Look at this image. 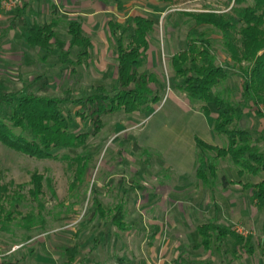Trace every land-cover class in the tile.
<instances>
[{
    "label": "rangeland",
    "instance_id": "374dc122",
    "mask_svg": "<svg viewBox=\"0 0 264 264\" xmlns=\"http://www.w3.org/2000/svg\"><path fill=\"white\" fill-rule=\"evenodd\" d=\"M52 1L62 3V0H42V9L48 10ZM82 2L72 1L70 8L64 5L63 12L74 18L73 13ZM103 7V13L94 15L102 24L99 30H94L95 36L106 37L105 25L110 18L123 21L130 15H142L154 21L157 31L150 43L151 50L156 51L155 62L148 52L140 71L157 72L164 91L148 111L105 116L103 128L90 135L86 147L77 151L55 150L53 159L27 158L0 143L1 184L8 188L7 195L0 200V264H63L65 248L74 244L79 233L83 247L76 264H264V206L259 207L250 190L237 182L232 163L218 161L219 177L225 175L232 181L228 188L221 179L212 188L194 183L191 165L193 154L196 158L199 152L195 146L193 153L190 137H199L218 147H224L227 140L212 130L214 107L210 106L211 115L203 114L201 104L190 102L177 88L170 68V57L186 47L188 36L198 38L203 34L210 38L217 64L230 71V78L217 92L235 103L245 104L247 116L239 126L253 132L255 137H264V104L255 106L243 96L241 68L247 64L230 61L221 32L196 26L185 15L210 11L236 17L237 11L231 9L233 3L229 0H172L168 4L153 0H104ZM90 9L80 13L88 14ZM57 36L60 45H64L69 36L63 25ZM107 44L103 59L99 53L94 57L92 53V62L74 66V74L69 71L73 67L70 62L76 61V51L63 56L69 65L61 71L59 64L55 69L17 67L18 60L13 56L6 59L7 63L0 61V97L27 92L47 96L72 117L71 131L91 132L88 120L76 117L79 107L70 101L84 96L90 86H108L113 82L116 50L112 42ZM37 61L41 63L39 58ZM101 61L106 70L98 74L95 69L101 66ZM27 78H34L35 88H26L23 83ZM67 90L71 91L67 93ZM0 105L6 111V103L0 101ZM258 111L261 116L257 115ZM3 112L1 117L6 116ZM176 142L178 148L174 146ZM259 146L264 150L263 140ZM176 156L182 165H175ZM78 157L82 158L80 162L76 161ZM167 164L175 169L167 170ZM35 173L44 178L38 198L31 194V177ZM262 177L248 176L243 183L259 182ZM169 186L172 190L182 188L173 197L177 198L175 204L164 200L170 198ZM95 200L102 201L105 208L121 206L126 215V230L111 227L119 230L116 245L99 238L104 223L110 220L98 217ZM214 204L219 206V212ZM165 206L167 215L161 213ZM210 222L231 226L244 240H225L214 246L211 255L202 248L193 249L191 246L200 243L196 227Z\"/></svg>",
    "mask_w": 264,
    "mask_h": 264
},
{
    "label": "trees",
    "instance_id": "16d2710c",
    "mask_svg": "<svg viewBox=\"0 0 264 264\" xmlns=\"http://www.w3.org/2000/svg\"><path fill=\"white\" fill-rule=\"evenodd\" d=\"M168 4L172 0H153ZM233 3L237 16L233 17L215 12L185 13L196 26H208L222 33L223 46L230 61L246 63L242 67L243 96L255 106L264 104V0H229ZM242 4H247L242 7ZM119 5V4H118ZM237 8V9H236ZM51 20L48 23H34L28 33L27 44L31 49L48 53L54 46L58 29L66 26L70 38L69 49L76 51L73 66L81 65L91 59L93 44L82 24L77 21H65L60 17L56 5L51 6ZM107 31L114 42L116 58V80L111 85L91 86L88 92L70 101L78 106L76 117L88 120L91 132L77 133L71 131L74 124L69 117L47 96L35 93H12L0 97V143L27 158L46 160L56 158L55 150L77 151L86 147L90 135H95L103 128V118L107 115L123 112L132 115L150 110L158 103L159 95L164 91V83L155 73L140 71L143 58L150 49V38L157 31L152 19L142 15H130L122 22L111 18L107 22ZM198 35L188 36L186 48L170 57V68L177 88L194 103H200V111L211 115L210 106L214 107L216 117L212 122L215 135L224 137V147L210 145L200 138H195L198 150L196 177L205 187H213L221 179L225 186L232 181L225 175L219 177V160H229L235 167L236 179L245 190H251L259 207L264 206V177L259 182L243 179L264 176V150L259 146L263 138L239 126L247 112L245 104L235 103L222 97L217 90L230 78V71L216 62L212 52L210 38ZM67 90L66 92H70ZM68 100V98L66 99ZM2 109V110H1ZM257 115L261 116L260 111ZM214 154V156H210ZM82 158H76L80 162ZM85 168V165L82 167ZM3 172L0 170V200L7 195L8 188L1 184ZM41 175L33 174L31 194L38 198L42 193ZM213 184V185H212ZM50 186V183H48ZM97 213L103 219L110 220L115 226L125 228L124 214L121 206H116L114 218L106 215L113 210H106L98 201H94ZM106 223H109L106 221ZM200 245L207 251L222 244L225 240H244L236 234L231 226L214 222L197 227ZM251 251V247L249 248ZM63 264H76L80 255V243L75 242L64 250ZM9 264V263H2Z\"/></svg>",
    "mask_w": 264,
    "mask_h": 264
},
{
    "label": "crops",
    "instance_id": "0c3cea01",
    "mask_svg": "<svg viewBox=\"0 0 264 264\" xmlns=\"http://www.w3.org/2000/svg\"><path fill=\"white\" fill-rule=\"evenodd\" d=\"M72 1L75 2L76 0H62V3L60 2L61 5L63 4L62 6L59 5V3L52 1L50 3V6L48 7V10L47 9L43 10L42 6L44 4L41 5L42 0H21V4L17 8H15L13 10H8V11H2L0 13V61L2 63L6 62L7 61L6 59L11 58V56H13V57H16V59L18 60V61L16 60L17 61L16 62L17 67H31V68H41L42 67L45 69H55L56 65L59 64L58 71H61L62 68L65 67V65H69L66 57H63L65 55L67 56L70 51H74L72 49H69V46H70L69 45L70 44V38L69 37L64 42V45H60L61 42H59L58 36L56 34V37L54 39V46L51 49V51H49L48 53H46L45 51L39 50V49H35V50L31 49L27 44L28 33H29L32 25L34 23L45 24L51 20L52 17L50 15V11H51L52 5H56L58 7L60 17L62 19H64V20L68 19L65 21L68 22V21L77 20L82 24V29H83L84 33L91 38V41L93 44V50L91 51V55H93L92 53H94V55H93V57H94L95 55L98 56V53H99V57L101 59H103V53L105 51H107V48H108V44L106 45V43L112 42L114 45V42L110 39V37L108 35V31H107L106 37L104 35L102 36V35L96 34L97 36H95L93 34L94 30H99V28L102 27L101 22H99L98 18H96L94 15H98V14L103 13V11H104V7H103L104 6V0H83L80 9H76L75 12L73 13L74 16L72 15V17H74V18L70 19L66 16L67 14H65L63 12V8H64V5L68 8H70ZM88 8H91L89 10L88 14L80 13V12L87 10ZM118 21H120V20H118ZM107 22L105 25L106 27H107ZM120 22H122V21H120ZM63 27L66 28L65 25ZM88 27H89V29H88ZM57 33H58V31H57ZM96 39L99 41H97ZM99 45H102V48H99ZM152 48H153V46L150 45V49L148 50V52H150V58H152V61L154 63L155 60H153V58H154L156 51L151 50ZM101 49H102V51H101ZM49 53L52 56H49L48 55ZM38 58L41 61L40 64L37 61ZM49 58H51L50 59L51 62L48 61ZM91 58H92V56H91ZM116 58H117V54H116ZM116 58H115V60H116ZM34 59H36V60H34ZM91 62H92V60L90 59L86 64L88 65ZM101 62H102L101 66H98L95 69V72L98 74H103L104 71L106 70L105 63L103 61H101ZM70 68H71V66H70ZM71 70H72V68L69 71L70 74L72 73ZM115 72H116V69H115ZM74 73H75V71L72 74H74ZM150 73H155L158 75L157 72H150ZM147 74H149V73H147ZM116 76H117V73H115V77H114V80L112 83L115 82ZM24 82L25 83H23V84L26 86L27 89L36 87V86L33 87L36 84V82H34V78H32V79L27 78ZM111 84H109V85H111ZM101 85L107 86L106 84H101ZM101 85H99V86H101ZM215 117H216V115H215ZM261 133H263V132H261ZM176 138L178 139V136ZM195 138H196V136L190 137V139L192 140V142L194 144H192V142L190 144V142H189V145L191 146V148H193V153H194V149L196 146ZM180 144H182V143H180ZM178 145H179V142H176L174 144L175 148H178ZM174 163L176 166L182 165L180 162V159L177 156H176V159L174 160ZM167 165H168L167 170H169L170 168L175 169V167H172L170 164H167ZM182 167L183 166H181V168ZM142 168L147 173V170L144 167H142ZM196 168H197V157L195 158V156L193 154V165H191V173L193 174L192 176H194V178H195L194 183L197 185L203 186L197 180ZM142 173H144V171H142ZM132 186H134V185H132ZM225 187L228 188L229 185H227V186L225 185ZM179 191H182V188L177 189V190L176 189L172 190L169 186L168 192H170V193L167 192V195L170 196V198H169V200H167L168 198H165L164 200L169 201L168 203H170V204H173V203L175 204V201L177 198H173V197H176L177 194L179 193ZM250 192L252 194L251 190H250ZM98 201L102 204L104 209L113 210L111 213L106 215V218H108V219L114 218V216L116 214V210L114 208H105L102 201H100V200H98ZM231 204L229 205L230 207H232ZM214 208H215V210H217V212L220 211V208L218 205L214 204ZM122 212H123V209H122ZM161 213H163L164 215H167L166 206H165L164 210H161ZM163 214H162V216H163ZM97 215L100 219H103V217L100 216L99 213H97ZM125 218H126V215L124 214V219ZM104 225H105V227L100 232L99 238H101L102 241H104V242L108 243L110 241L114 245H116L118 243V240H119L118 233H117V231H119V230H116L115 228H111V227H113V225H115L114 223H107V224L104 223ZM197 227H196V237L199 238L198 233H197ZM119 229L120 230H126L127 227L125 226V228H123V229L119 228ZM75 242L80 243V252H81V249L83 247V245H82L83 243H82V237L80 236V233L77 234L76 240L74 241V243ZM191 247L193 249H200V248L203 249V247H201L200 243L195 244ZM204 252L207 255H211V251L206 252L204 250Z\"/></svg>",
    "mask_w": 264,
    "mask_h": 264
},
{
    "label": "built area",
    "instance_id": "2783aa9c",
    "mask_svg": "<svg viewBox=\"0 0 264 264\" xmlns=\"http://www.w3.org/2000/svg\"><path fill=\"white\" fill-rule=\"evenodd\" d=\"M21 0H0V13L2 11L13 10L20 6Z\"/></svg>",
    "mask_w": 264,
    "mask_h": 264
}]
</instances>
